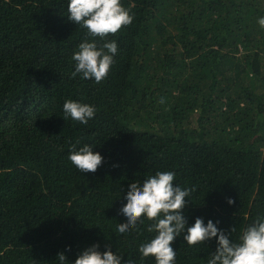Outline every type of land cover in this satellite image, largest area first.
<instances>
[{"label": "trees", "instance_id": "obj_1", "mask_svg": "<svg viewBox=\"0 0 264 264\" xmlns=\"http://www.w3.org/2000/svg\"><path fill=\"white\" fill-rule=\"evenodd\" d=\"M68 2L0 0V264H60V252L75 264L93 245L155 264L139 253L151 222L117 225L130 184L160 171L195 189L188 226L235 227L238 242L264 217V0H121L134 19L108 37L118 51L99 84L72 77L78 45L104 41L67 19ZM69 99L95 117L65 121ZM85 144L104 157L95 173L68 159ZM172 247L175 264H208L217 243Z\"/></svg>", "mask_w": 264, "mask_h": 264}, {"label": "clouds", "instance_id": "obj_2", "mask_svg": "<svg viewBox=\"0 0 264 264\" xmlns=\"http://www.w3.org/2000/svg\"><path fill=\"white\" fill-rule=\"evenodd\" d=\"M67 13V19L85 29L88 36L104 41L98 44L95 39L92 42L86 39L71 57L75 65L73 78L79 75L81 79H94L99 84L107 79L118 51L117 42H109L108 37L131 25L134 17L123 7L121 0H69ZM258 23L264 28V17ZM96 111L92 105L69 99L63 105V119L71 118L74 122L87 125ZM68 159L83 174L95 173L104 161V157L88 144L78 150L76 145H72ZM174 180V172L160 171L142 183L132 182L125 196L127 203L119 210L127 218L126 222L117 225L121 234L137 231L145 219L151 222L147 231L155 233V236L139 246L142 258L154 257L155 264H175L176 251L172 244L183 235L190 247L216 238L217 247L208 264H264V217H257L253 224L243 229L238 242L230 239V233L236 231L235 227L226 233L212 220L205 225L199 217L192 226H188L183 212L195 189L182 188L175 185ZM227 202L235 204L231 198ZM98 248L99 245H93L82 251L75 264H121L123 257L114 254L110 246L104 252ZM57 259L60 264H69L64 252L58 253ZM125 264L135 262L129 259Z\"/></svg>", "mask_w": 264, "mask_h": 264}]
</instances>
